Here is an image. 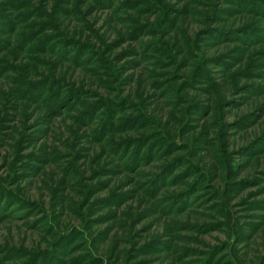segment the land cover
Segmentation results:
<instances>
[{"label":"rangeland","instance_id":"1","mask_svg":"<svg viewBox=\"0 0 264 264\" xmlns=\"http://www.w3.org/2000/svg\"><path fill=\"white\" fill-rule=\"evenodd\" d=\"M242 1L0 0V264H264Z\"/></svg>","mask_w":264,"mask_h":264},{"label":"trees","instance_id":"2","mask_svg":"<svg viewBox=\"0 0 264 264\" xmlns=\"http://www.w3.org/2000/svg\"><path fill=\"white\" fill-rule=\"evenodd\" d=\"M230 1V0H229ZM237 4L239 5V7H241V8H243L244 10H247L248 9V7L243 3V1L242 0H238V2H237ZM249 30H251V32H253L254 31V28L253 29H249ZM248 30V31H249ZM247 31V32H248ZM250 32V33H251ZM157 181V179H154V184H155V182ZM1 190H2V186H0V192H1ZM3 191V190H2ZM10 203H11V207H16V206H18L19 205V201L18 200H13V199H11L9 196H7L6 198H5V200H4V202L2 203V204H0V217L2 216V214H5L6 213V210H2L3 208L4 209H7V208H5L6 206H10ZM43 263H44V261H43ZM42 263V264H43Z\"/></svg>","mask_w":264,"mask_h":264}]
</instances>
